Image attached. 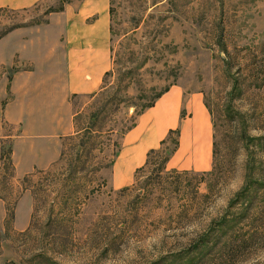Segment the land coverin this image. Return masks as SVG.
<instances>
[{"label":"rangeland","instance_id":"1","mask_svg":"<svg viewBox=\"0 0 264 264\" xmlns=\"http://www.w3.org/2000/svg\"><path fill=\"white\" fill-rule=\"evenodd\" d=\"M78 1L0 10V39ZM109 2L111 67L95 96L73 99L58 159L15 179L2 140L0 264H264V0ZM172 85L203 95L211 169L168 166L172 137L115 188L121 136Z\"/></svg>","mask_w":264,"mask_h":264},{"label":"crops","instance_id":"2","mask_svg":"<svg viewBox=\"0 0 264 264\" xmlns=\"http://www.w3.org/2000/svg\"><path fill=\"white\" fill-rule=\"evenodd\" d=\"M41 1L0 0V10L27 11ZM110 11L109 0H80L49 15L44 24L15 29L0 39V108L6 126L1 132L0 124V163L2 140H9L15 179L58 159L63 139L75 131L73 99L100 90L111 67ZM172 137L168 166L195 173L211 169L213 126L200 92L172 85L138 116L120 138L111 185H130L148 153ZM28 198H23L16 230L27 227Z\"/></svg>","mask_w":264,"mask_h":264},{"label":"trees","instance_id":"3","mask_svg":"<svg viewBox=\"0 0 264 264\" xmlns=\"http://www.w3.org/2000/svg\"><path fill=\"white\" fill-rule=\"evenodd\" d=\"M155 152H157V151H151V152H149L148 155H147V157H148L149 155H151L152 153H155ZM165 160H167V159L165 158L163 161H165ZM146 163H147V160H146ZM146 163H145V164H146Z\"/></svg>","mask_w":264,"mask_h":264}]
</instances>
